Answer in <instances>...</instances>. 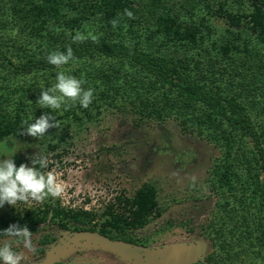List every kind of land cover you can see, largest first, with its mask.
<instances>
[{"label": "trees", "instance_id": "obj_1", "mask_svg": "<svg viewBox=\"0 0 264 264\" xmlns=\"http://www.w3.org/2000/svg\"><path fill=\"white\" fill-rule=\"evenodd\" d=\"M77 32L98 40L73 42ZM69 46L74 62L48 63ZM61 71L94 90L88 108L37 104ZM44 114L60 122L38 138L44 155L108 116L212 145L207 182L217 200L200 226L210 251L192 264H264V0H0V142ZM161 212L158 188L144 182L101 215L52 197L5 204L0 232L26 225L40 234V254L57 240L54 229L145 246L137 232Z\"/></svg>", "mask_w": 264, "mask_h": 264}, {"label": "rangeland", "instance_id": "obj_2", "mask_svg": "<svg viewBox=\"0 0 264 264\" xmlns=\"http://www.w3.org/2000/svg\"><path fill=\"white\" fill-rule=\"evenodd\" d=\"M76 130H72L76 134L72 145L47 155L43 154L44 144L40 139L25 134L7 138L0 142V160L12 158L17 168L21 164L32 167V158L38 153L46 156L49 166L39 170L54 171L63 182L64 192L58 198L62 204L83 207L97 215H101L109 204L116 203L117 197L130 194L136 186L154 183L162 212L160 217L137 232L139 237L148 240L143 247L168 249L184 245L199 252L202 258L207 255L209 242L201 235L200 226L210 219L217 200L207 182L212 159L217 155L212 145L182 137L172 127L135 129L125 119L115 116L106 117L99 125ZM262 178L264 181V175ZM36 203L18 202L16 206ZM53 232L57 240L44 248V254L39 251L29 253L22 246L13 244V251L24 253L21 264H42L67 235L58 229ZM35 236L33 243L40 249V234ZM59 262L152 264L148 261L134 263L119 252L91 242L69 246Z\"/></svg>", "mask_w": 264, "mask_h": 264}, {"label": "clouds", "instance_id": "obj_3", "mask_svg": "<svg viewBox=\"0 0 264 264\" xmlns=\"http://www.w3.org/2000/svg\"><path fill=\"white\" fill-rule=\"evenodd\" d=\"M124 15L129 19H134V15L128 9L124 10ZM113 28L118 26V19L110 21ZM91 38L93 42L98 40V37L92 33L88 36L77 32L73 37V42H84ZM49 64L61 68L69 62H74L72 48H67L66 54L60 51L51 52L47 56ZM56 83L46 90L41 91V95L37 104L42 108L59 110L64 106V110L75 105L77 102L83 108H88L93 100V89L85 90L82 85L85 83L83 79H77L74 76L66 75L63 71L58 72ZM27 127L23 128L22 134L33 138H43L51 128H59L60 122L56 121L55 116L44 114L34 123H28ZM37 165L39 168H37ZM49 160L46 156L38 153L35 158H32V167L21 164L16 167L12 158L0 160V207L5 204L15 206L18 202L28 203L34 201L42 203L46 198H59L64 192L63 182L58 180L54 171L43 172L39 169H47ZM0 236L6 237L5 242L0 245V262L2 264H21L25 256L23 252L13 251V244L22 246L29 253L35 254L38 251L36 244L33 243L34 234L25 226L17 224L10 225L6 230L0 232ZM36 240H37V236Z\"/></svg>", "mask_w": 264, "mask_h": 264}, {"label": "water", "instance_id": "obj_4", "mask_svg": "<svg viewBox=\"0 0 264 264\" xmlns=\"http://www.w3.org/2000/svg\"><path fill=\"white\" fill-rule=\"evenodd\" d=\"M81 242H91L101 247L112 249L134 263L148 261L152 264H192L203 259L200 253L190 246L180 245L168 249H147L143 246L110 239L97 232L79 231L67 232L62 244L50 251L42 264L58 263L66 248Z\"/></svg>", "mask_w": 264, "mask_h": 264}]
</instances>
